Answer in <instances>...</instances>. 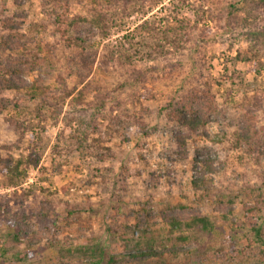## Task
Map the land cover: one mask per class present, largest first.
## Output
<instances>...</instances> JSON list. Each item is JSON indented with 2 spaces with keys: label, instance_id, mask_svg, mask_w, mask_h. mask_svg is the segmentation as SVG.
Instances as JSON below:
<instances>
[{
  "label": "trees",
  "instance_id": "trees-1",
  "mask_svg": "<svg viewBox=\"0 0 264 264\" xmlns=\"http://www.w3.org/2000/svg\"><path fill=\"white\" fill-rule=\"evenodd\" d=\"M10 1L22 5L21 0ZM144 1L115 0L113 10L132 14L140 9ZM150 1L156 3L159 0ZM46 2L53 5L47 18L54 24L56 35L55 44L50 47L38 42L18 41V38L24 37L20 24L13 18L1 20L0 24L9 36L0 42L1 50L7 55V61L0 62V116L13 109L16 114L24 113L30 101L38 104L37 115H40L42 122L47 115L52 120L59 118L66 108L73 112L84 107L94 109L95 120L91 124L85 120L88 117L86 114L70 118L68 127L74 133L76 145H72L67 152H58V145H54L58 156L63 157L62 162L55 163L53 159L55 172H60L62 165L74 163L76 167L86 169V179L91 185L107 184L108 176L102 173L97 163L112 157L113 139L125 137L128 127L137 126L142 135L149 136L144 117L152 110L146 103L157 102L165 92L157 88L158 80L152 73L154 70L143 72L132 69L131 78L140 85L139 89L120 99L110 112H106L108 94L99 91L98 87H92L89 79L95 69L104 74L111 73L114 64L122 69L151 64L153 67L149 69L157 71V67L160 69V64L164 63L160 80L166 89H173L177 85L181 88L179 97L161 109L165 119L181 130L176 136L177 156L185 160L188 144L196 142L198 138L220 145L230 137L233 148L256 167L259 184H247L239 194L243 219L235 214L234 199L225 202L227 209L217 217L191 210L182 203L155 214L146 204L141 205L139 210L132 209L128 214L116 210V215L112 217L113 227L107 231V237L118 242V253L107 248H92L83 233L86 228H74L76 232H72L73 226L79 223L80 212L86 211L85 208L69 200L63 201L58 214L50 201H41L40 213L36 216L39 222L29 221L25 214L13 215L6 220L14 247L9 248L0 242V264H44L39 256L45 251L53 253L54 264H264V125L261 123L264 82L256 88L248 80L251 73L257 77L264 75V0H234L229 1L227 6L223 5L224 0H201L193 20L177 17L181 9L188 5V0H178L174 5L176 15L173 19L164 18L159 23L145 21L115 44H105L101 48L94 45L93 39L95 36L107 37L109 28L106 25L107 15L98 6L87 9L83 16L71 17L69 3L63 4L59 0ZM8 3L9 0H2L1 12ZM96 3L98 5L99 2ZM249 26L252 30L244 33L243 30ZM41 27L46 29V25ZM233 29L239 30L238 35L240 39L245 38L246 46L238 48L229 60L226 58L229 64L214 75L216 55L210 50L213 40ZM59 46L61 53H65L64 62L54 64V59L48 56L55 54ZM232 50L230 47L229 51ZM14 53L16 56L13 57ZM189 54L192 62L186 67L178 58ZM55 65L58 73L62 74H57L56 87H52L46 84L45 77L49 75V67ZM244 66L250 67L245 70ZM62 69L68 71L66 76L60 72ZM185 70L192 74L193 79L186 85H180ZM26 71L39 73L35 87L27 86L22 80L19 84L15 83L14 79ZM69 79H77L76 84L70 87L65 82ZM227 86L243 92L239 104L233 102L234 96L231 97L237 115L232 124L235 130L224 129L216 137H211L207 126L220 124L228 118L216 92V88ZM36 88H42L40 91L45 96L36 95L34 98L33 95L20 93L22 89L34 92ZM3 90L17 94L15 99L2 97ZM253 91V95L248 96ZM4 119L16 126L20 138L15 147L19 149L31 128L14 118ZM75 120L79 123L77 127L73 124ZM32 137L33 141L28 147L31 152L26 157H16L11 153L12 148L3 147L9 153L4 158L0 155V188L21 187L30 168L38 165L39 156L33 152L39 146L41 137L39 133H33ZM78 150L77 157L69 156ZM193 161L201 165L199 176L192 181L194 190L203 199L217 195L214 194L216 187L213 183V176L219 172L215 166L217 158L211 157L208 150L198 151ZM41 192L50 195L45 188H41ZM32 194H35L33 189L23 190L24 198ZM87 205L90 208L91 202L87 201ZM120 216L125 217L122 223ZM226 223H231V251L210 252L197 245L202 237L212 234L218 224ZM8 253H11L10 262L5 258Z\"/></svg>",
  "mask_w": 264,
  "mask_h": 264
},
{
  "label": "rangeland",
  "instance_id": "rangeland-1",
  "mask_svg": "<svg viewBox=\"0 0 264 264\" xmlns=\"http://www.w3.org/2000/svg\"><path fill=\"white\" fill-rule=\"evenodd\" d=\"M59 1L63 4H70L71 17L83 16L86 14L87 9L91 10L93 6H98V9L107 15L108 36L105 38L95 36L93 39L94 45L100 46L99 48L105 44H115L122 36L145 21L159 23V20L164 18L173 19V16L176 15L174 5L178 3V0H159L156 3L145 0L138 11L132 14H122L120 10L114 12L115 0ZM229 1L234 0H224L223 5L227 6ZM20 2L22 5H16L9 0L4 11L1 12L3 8L2 0H0V23L1 20L9 18L17 21L20 24L21 33L24 35V37L18 38L20 42H38L46 47L55 44V26L47 18L53 10L51 9L53 5L45 3V0H21ZM96 2H99L98 5ZM200 4L201 0H188V5L181 9L177 17L181 20H193L195 9ZM43 25H46V29H42L41 26ZM249 29L252 30L251 26L246 27L243 32H249ZM238 32L239 30L236 31V29L229 30L226 34H222L213 40V46L210 50L216 55L213 62L215 66L214 75L224 70V66L229 64V62H226V58L233 57L238 48H245V38L240 39ZM8 36L9 33L0 24V42ZM230 47L233 48L232 51H229ZM60 48L59 46V50L54 51L55 54L48 56L54 59V64L64 62L65 53H61ZM12 56H16V53ZM189 56L190 54L178 59H181L184 66L189 67L192 62ZM6 57V53H3L0 48V62L7 61ZM160 65V69L157 67V71H155V69H149L153 67L151 64L136 65L130 69H122L119 65L114 64L111 73L104 74L95 69L93 76L89 79L92 87H98L99 91L108 94L106 112H110L111 107L115 106L120 99L126 98L131 92L139 89L140 85L135 84L131 78L132 69L143 72L154 70L152 73L157 77V88L165 92L162 93L157 102L146 103L152 110L151 114L144 117L149 136L142 135L137 126L128 127L125 137L113 139L112 157L97 163L102 173L108 176L107 184L91 185L92 183L86 179L88 176L86 169L81 166L76 167L74 163L62 165L60 172L54 170V164L59 161L62 162L63 159V157L58 156V152H67L72 145H76V140L73 138L74 133L68 127L70 118L86 114L88 117L85 120L91 124L95 120L94 109L84 107V109L73 112L66 110V108L59 118L52 120L47 115L46 120L42 122L40 115H37L38 104L35 101H30L27 103V109L24 113L16 114L13 109L0 116V155L3 158L9 153L8 150L3 149L4 146L12 148L11 153L16 157L19 155L26 157L31 152L28 147L30 142L33 141V133H39L41 137L39 146L33 152V154L39 156L38 165L30 168L27 179L22 186L18 188H0V242H4L9 248H13V240L10 237L12 232L6 225V220L12 218L13 215L21 216V214H25L30 219L29 221L39 222L36 216L40 213L41 201H50L58 214V208L63 201L69 200L71 203L85 208L86 211L80 212L81 218H79V223L73 226L72 232H76L74 228H86L83 233L86 234L92 248H107L114 253L119 251L118 242L110 240L107 237V231L113 227L112 217L116 215V210L128 214L132 209L139 210L141 205L146 204L155 214L158 211L168 210L170 207L182 203L191 210H199L206 215L217 217L227 209V205H224L225 202L228 199H234L235 214L238 218L243 219L240 204L241 196L239 194H242L247 184H259L256 167L240 151L233 148L230 137L223 141L224 138L223 143L220 145L202 137L198 138L196 142L188 144V155L185 160L177 156L176 136L181 130L165 119V113L161 112V109L166 108L170 102L179 97L181 88L177 85L173 89H166V85L160 80L164 63ZM249 67L244 66L245 70ZM49 68V75L45 77L46 84L56 87V76L62 73H58L56 65ZM186 70L184 72L186 74L181 77L183 81L180 85H186L193 79L192 74L190 75ZM60 72H63L65 76L68 74V71L64 69ZM39 76L38 72L26 71L14 81L19 84L22 80L24 83L26 82L27 86L35 87L36 79ZM248 80L253 87L257 88L263 84L264 75L257 77L256 74L251 73L248 75ZM65 82L72 87L76 84L77 79H69ZM40 90L42 88H36L34 92L29 89H22L20 93L26 96L33 95L35 98L36 95H44L43 91ZM216 92L218 101L226 109L228 118L222 120L220 124L214 123L207 126V132L211 137H216L224 129L235 130L232 124L235 123L237 115L231 104V97L234 96L233 102L235 104H239L243 99V92L230 89L229 86L216 88ZM253 93L254 91L250 92L248 96L251 97ZM16 95L8 93L6 90L1 92V96L9 100L15 99ZM261 96L264 108V94H261ZM73 113L75 114L73 115ZM5 117L14 118L19 123L31 128L19 149L15 147L17 140L20 138L16 132V126L14 127L6 122ZM261 123L264 125V113L261 114ZM73 124L76 127L79 125L76 120L73 121ZM56 144L58 145L56 149L58 152L53 149ZM207 150L211 157L217 158L218 162L215 166L219 172L213 176V183L216 187L214 194L217 195H213L209 199H203L192 185V181L199 176L201 171V165L195 164L193 160L197 157L198 151L207 152ZM79 151L69 156L77 157ZM199 157H202V155H199ZM53 159H55V163ZM41 188L49 190L50 195L41 192ZM24 189H33L35 194L24 198ZM118 197H120V200ZM87 201L91 202L90 208ZM119 221L120 223L124 222L125 217L120 216ZM230 229L231 223L218 224L216 230L209 236L202 237L197 245L210 252H229L233 248L229 239ZM238 232L241 233L240 230ZM10 256L11 253L5 256L6 261L10 260ZM39 259H42L44 264H54L55 262V256L49 251L41 254Z\"/></svg>",
  "mask_w": 264,
  "mask_h": 264
}]
</instances>
